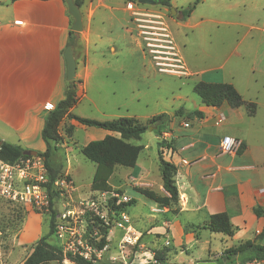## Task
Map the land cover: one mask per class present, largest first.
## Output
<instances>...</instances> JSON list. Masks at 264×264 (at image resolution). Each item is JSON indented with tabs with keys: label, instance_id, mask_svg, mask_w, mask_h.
<instances>
[{
	"label": "crops",
	"instance_id": "obj_1",
	"mask_svg": "<svg viewBox=\"0 0 264 264\" xmlns=\"http://www.w3.org/2000/svg\"><path fill=\"white\" fill-rule=\"evenodd\" d=\"M123 1L124 7L120 9L109 6L114 5V0H82L80 11L84 31L78 34L81 49L77 51L74 48L75 60L77 53L84 52L83 60L77 64L76 69V77L81 81L77 89V103L86 99L95 104L97 97H87V91H100L105 85V77L99 71L104 65L103 56L99 55L101 46L108 45L111 54L116 55V45H126L130 49L128 54L131 55V61L140 66L144 64V50L137 40L134 23L131 21V10L138 8L135 7L136 3ZM194 10L185 20L178 19L177 26H189ZM213 20L201 17L195 26L204 23L209 25ZM71 24L72 18L67 12L65 0H0L2 142L20 145L36 153L45 151L46 146L41 138L43 115L64 97L67 81L63 52L67 47ZM227 24L232 25L229 22ZM233 24L246 26L249 32L257 31L262 35L263 40L256 48L253 46L252 49L251 45L246 48V57L254 51L251 67L253 72L264 78V25L249 27L241 23ZM188 44L192 46L193 42L185 41L183 46L186 48ZM229 55L243 57L236 52ZM124 68L125 65L119 67L121 71ZM193 75L188 72L186 77ZM232 86L239 92L234 84ZM76 109L77 104L72 113ZM196 110L202 113V118L165 113L170 119L160 135L165 143L163 147H158L156 127L149 128L144 133L149 135L141 144H136L143 146L136 165L120 171L116 188L135 201L133 206L141 204L143 212H137L141 218L145 216V211L150 213L152 208H157L158 205L150 200L151 205L145 206L144 199H148L130 188L127 181L131 180L139 188L167 195L162 188L160 170L156 163L158 152L161 151L163 160L176 167L174 180L179 200L174 210L177 212L174 214L164 209L159 216L163 223L169 220L170 239L181 241L183 234L180 224L203 225L211 215L226 213L235 230L234 235L227 237L215 233L223 242L221 250H225L254 240L264 227V217L254 213L257 207L264 211V142L259 138L260 134L255 132V124L246 123L248 114L244 106L232 108L223 103L220 107H209L199 99L195 104ZM74 122L70 120L71 124ZM246 125L248 129H254V135L246 134ZM92 128L82 126L86 131L84 146L108 135L119 137L118 133ZM225 136L238 141L240 146L235 153L220 151V142ZM38 221V217L31 216L22 225L17 242L21 246L19 257L23 259L18 264H24L32 252L31 246L44 235ZM204 232L209 231L203 229ZM187 239L190 241L192 237ZM206 245L210 249V243L206 241ZM255 264H264V261Z\"/></svg>",
	"mask_w": 264,
	"mask_h": 264
},
{
	"label": "rangeland",
	"instance_id": "obj_2",
	"mask_svg": "<svg viewBox=\"0 0 264 264\" xmlns=\"http://www.w3.org/2000/svg\"><path fill=\"white\" fill-rule=\"evenodd\" d=\"M114 1V5L109 6L120 9L124 7L123 0ZM194 1L172 0L171 8L180 12ZM135 7L164 18L187 71L195 75L178 77L161 73L147 51L143 54L144 64L140 66L131 61V55L128 54L130 49L126 45H116L117 54L112 55L109 46L105 44L101 46L99 53L104 59V65L99 71L105 77V85L100 91H87V97H97L96 103L82 99L77 103L75 115L96 121L132 117L147 125L152 117L161 113H175L181 108L188 112L194 111L195 104L199 102L193 92V86L197 82L234 84L246 102L255 104V115H246V123L255 124V132L260 134L259 138L264 142V78L253 72L251 67L254 51L246 57V48L250 45L252 49L253 46L256 48L263 38L257 31L249 32L248 27L233 24L262 27L264 0H203L196 5L194 16L187 27L177 26L178 19L170 14L169 9L162 6L136 3ZM201 17H210L214 22L195 26ZM83 31L84 28L76 33L74 38V48H77V51L81 49L78 34ZM137 40L144 48L142 40ZM185 41L193 42L192 46L188 44L185 48ZM233 52L242 54L243 57L230 56ZM79 54H76V65L83 60L84 52ZM121 65H125L123 71L119 69ZM74 80L79 79L76 77ZM154 127L155 124H150L147 131ZM59 133L61 141L51 144L49 157V163L55 168H60V175L49 191L52 195L50 208L37 211L29 205L11 203L0 197V264H18L22 261L23 258L19 257L21 246L17 237L23 223L31 216L38 217V224L46 235L52 211L56 215L57 228L49 236L48 242L62 247L66 241H73L75 244L81 241L83 247L90 250L94 264H196L200 261L241 264L236 256L229 260L222 259L223 242L215 233H202L204 224H180L179 228L183 234L181 241L174 242L170 239L169 220L163 223L159 216L164 209L175 214L177 210H174V206L178 203L170 207L158 205L157 208H152L150 213L144 210L146 214L142 218L137 213L140 210L143 212L141 204L118 209L131 200L116 188L118 174L127 169L125 167L114 169L116 172H113L108 180L111 191H92L90 186L95 164L81 154L86 142V131L82 129V125L76 122L71 124L70 120L65 119L59 126ZM246 134L254 135V129H248L246 125ZM143 135L141 140H134L132 143L141 144L149 134ZM162 139V136H158V143L163 141ZM159 152L156 162L158 167ZM20 161L16 163L20 164ZM127 184L135 191L139 188L134 186L131 180H128ZM129 193L134 195L133 192ZM149 200L144 199L145 206L151 205L149 203L152 200ZM124 217L127 221L123 220ZM59 230H62V238L58 236ZM102 237H105L107 249L99 253L98 246ZM124 237H129L130 243H124ZM187 237H192V240L189 241ZM206 241L210 243V249ZM63 263L68 264V261L64 260Z\"/></svg>",
	"mask_w": 264,
	"mask_h": 264
},
{
	"label": "trees",
	"instance_id": "obj_3",
	"mask_svg": "<svg viewBox=\"0 0 264 264\" xmlns=\"http://www.w3.org/2000/svg\"><path fill=\"white\" fill-rule=\"evenodd\" d=\"M14 1V0H13ZM128 2L136 3L137 0H126ZM203 0H195L187 8L181 10V20L189 17L196 5ZM74 3L80 8L82 0H74ZM157 5L164 8H171V0H157ZM76 33L69 31L68 45L75 46L74 38ZM81 83L80 80H73L66 82L64 97L60 100L53 109L46 111L43 115V128L41 131V138L45 143L46 149L43 153H37V156L44 159V164L48 174V190L51 191V186L60 175V168H55L49 163L51 155V144H58L61 141L59 133V126L63 120H73L76 123L85 127H94L103 129L109 132L118 133L119 137L111 135L105 136L101 140L91 141L81 149V154L85 159L95 164V172L91 182L92 191L109 192L111 187L108 180L112 176L116 167L132 168L136 165L139 154L143 149L141 145L130 143L132 140H140L150 124H155L157 136L166 128L169 123V115L162 113L152 117L147 125L139 123L131 117L118 118L111 121H96L83 117H79L72 113V109L78 102L77 89ZM194 94L201 100V102L209 107H220L223 103L228 104L232 108H239L244 106L249 116L255 115L256 106L254 103L245 102L237 90L227 83H206L200 81L193 86ZM176 116H183L186 118L198 117L202 118L200 111H192L185 113L182 109L174 113ZM69 132V131H68ZM67 132V133H68ZM164 142L158 143V147H163ZM30 151L23 149L20 145L9 144L0 140V158L9 163L14 164L19 160L30 158ZM159 170L162 180V188L167 195H160L149 189L138 188L136 191L142 196L154 201L157 205L162 207H170L178 203V191L175 184L174 176L176 174V167L162 159L159 152ZM50 196V206L52 204ZM131 199L118 207L122 208L134 204ZM256 216L264 217V211L260 208H254ZM55 213L52 211L48 223V233L42 235L31 247V254L25 259L24 264H64L67 260L68 264H94L91 261L85 260L83 257L64 253L62 248L56 244L48 242L49 236L56 231ZM202 229L208 230L211 233L222 234L227 237L234 235V228L230 223L229 217L226 213H218L211 215L207 222L202 226ZM257 241V243H256ZM105 237H102L98 246L99 249L105 245ZM264 227L262 231L252 241H246L236 247H231L223 251L222 259L229 260L236 256L241 264L261 262L264 261ZM157 258V257H156Z\"/></svg>",
	"mask_w": 264,
	"mask_h": 264
},
{
	"label": "built area",
	"instance_id": "obj_4",
	"mask_svg": "<svg viewBox=\"0 0 264 264\" xmlns=\"http://www.w3.org/2000/svg\"><path fill=\"white\" fill-rule=\"evenodd\" d=\"M131 21L134 23L136 36L144 43V52L147 51L151 56L159 72L178 77L188 76L180 52L161 15L147 10L132 9ZM184 126L188 127V124ZM239 146L234 138L225 136L219 148L222 153L232 154L239 149ZM19 163L9 164L0 158V197L11 203L29 205L37 211L48 210L50 208L49 179L44 159L32 156L22 159ZM123 220L127 221V218L124 217ZM58 236L62 238V230H59ZM123 240L124 243H130L131 239L124 237ZM61 248L64 253L77 254L85 260L94 262L90 250L84 248L81 241H77V244L66 241ZM106 249L107 246L104 245L99 253Z\"/></svg>",
	"mask_w": 264,
	"mask_h": 264
},
{
	"label": "water",
	"instance_id": "obj_5",
	"mask_svg": "<svg viewBox=\"0 0 264 264\" xmlns=\"http://www.w3.org/2000/svg\"><path fill=\"white\" fill-rule=\"evenodd\" d=\"M67 12L72 18L73 22L71 24V31L79 33L83 29L82 15L80 8L74 3V0H65ZM137 3L140 5H157V0H137ZM171 15L175 16L177 19L181 18V12L176 11L173 8L169 9ZM63 58L65 61V76L66 81L71 82L76 78V69L77 65L74 58V47L68 45L64 52ZM31 156H36V152L30 151ZM196 264H216L215 262H198Z\"/></svg>",
	"mask_w": 264,
	"mask_h": 264
}]
</instances>
